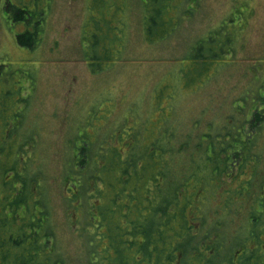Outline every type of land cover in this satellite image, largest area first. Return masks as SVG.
I'll list each match as a JSON object with an SVG mask.
<instances>
[{"label":"trees","instance_id":"16d2710c","mask_svg":"<svg viewBox=\"0 0 264 264\" xmlns=\"http://www.w3.org/2000/svg\"><path fill=\"white\" fill-rule=\"evenodd\" d=\"M191 1L88 0L82 43L92 72L119 62L132 4L146 41L155 43L180 24ZM39 8H16L25 26L20 45L38 44ZM248 11L235 4L197 38L191 64L154 88L146 113L116 117L113 108L103 114L93 105L71 123L65 117L63 143L71 138L57 188L42 135L25 117L33 70L7 74L11 65L0 64V264H67L51 217L58 190L88 264H264V78L231 96L219 117L206 119L207 106L176 105L180 90L195 91L218 64H233Z\"/></svg>","mask_w":264,"mask_h":264},{"label":"rangeland","instance_id":"374dc122","mask_svg":"<svg viewBox=\"0 0 264 264\" xmlns=\"http://www.w3.org/2000/svg\"><path fill=\"white\" fill-rule=\"evenodd\" d=\"M40 1L39 8L35 0H0V64L11 65L4 69L7 74L15 69L33 70L36 84L31 90L25 117L28 123L34 122L31 126L42 135L40 148L54 186L55 180L59 182L55 176L63 161L62 151L71 138L68 136L64 145L60 125L63 119L68 116L71 123L93 105L103 114L113 108L116 117L146 113L154 88L164 80L171 81L178 67L191 64L190 46L230 15L235 4L246 3L251 12L248 11L247 25L240 33L233 64H218L211 77L195 91L193 88L180 90L177 108L189 105L197 112L207 106L212 110L207 111L206 119L219 117L218 108L225 109L231 96L241 94L255 77L264 78V0L185 2L180 24L164 40L155 43L146 41L138 15L140 7L134 3L124 20L126 39L120 48L119 62L96 73L85 60L82 43L86 40L83 25L88 15V0ZM10 4L17 9L27 5L44 10L39 42L34 47L18 43L17 34L25 26L15 20L16 8L8 11ZM188 6L191 8L187 10ZM260 59L258 69H254ZM54 199L51 217L56 224L58 248L66 256L67 264H88L77 245L80 236L74 235L66 220L59 190Z\"/></svg>","mask_w":264,"mask_h":264}]
</instances>
